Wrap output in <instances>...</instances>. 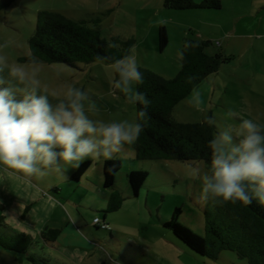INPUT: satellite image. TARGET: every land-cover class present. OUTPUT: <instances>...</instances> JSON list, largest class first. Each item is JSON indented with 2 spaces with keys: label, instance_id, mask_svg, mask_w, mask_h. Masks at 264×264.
Masks as SVG:
<instances>
[{
  "label": "rangeland",
  "instance_id": "obj_1",
  "mask_svg": "<svg viewBox=\"0 0 264 264\" xmlns=\"http://www.w3.org/2000/svg\"><path fill=\"white\" fill-rule=\"evenodd\" d=\"M220 1L222 10L214 14L166 9L164 0H0V45H4L9 64L27 63L22 59L31 55L28 42L37 14L56 12L98 29L103 39L131 40L129 53L140 68L171 79L180 69L185 38L214 40L206 52L214 55L221 51L232 56V61L193 88L201 94L199 107L192 102V89L173 108V119L197 123L210 115L216 121L215 135L219 128L236 126L241 119H254L264 126V0ZM250 8L254 9L252 14ZM233 16L241 17L235 31ZM160 26L168 39L163 51L158 48ZM215 40L222 46L214 45ZM41 64L40 88L53 103L63 99L64 85L71 83L87 93L85 104L93 119L136 120L135 104L114 89L115 74L108 63ZM132 155L133 147L126 157L118 159L121 168L111 188L103 187V164L91 160L85 161L90 166L80 181L71 178L76 170L72 168H66L64 176L52 173L35 181V187L55 196L56 203L48 205L47 212L41 209L40 197L33 202L37 205L24 203L23 209L29 208L24 219H9V224L18 231L23 227L36 230L40 225L61 229L57 243L45 250L60 264H246L231 251H222L216 259L200 256L163 226L180 207L177 222L206 236L202 182L192 174L194 167L207 170L203 161H137ZM139 170L146 172L147 178L134 196L127 174ZM14 181L7 179L11 186H16ZM6 185L0 177V203L9 204L7 198L17 192ZM115 193L120 203L117 209L107 211L117 202L112 198ZM25 194L22 189L16 203H21ZM33 207L38 212L30 215ZM8 209L6 215L16 218L11 211L17 209L15 205ZM94 218L104 221L109 230L99 229L101 224H94ZM0 264L17 263L14 255L0 249Z\"/></svg>",
  "mask_w": 264,
  "mask_h": 264
},
{
  "label": "trees",
  "instance_id": "obj_2",
  "mask_svg": "<svg viewBox=\"0 0 264 264\" xmlns=\"http://www.w3.org/2000/svg\"><path fill=\"white\" fill-rule=\"evenodd\" d=\"M163 4L166 9L178 11L215 12L221 8L220 0H203L200 3L193 0H164ZM158 31V48L163 51L168 44L166 30L160 26ZM28 43L31 55L22 61L28 63L32 57H36L39 62L68 66H74L77 62L108 63L107 60H99L97 57L118 58L129 54L132 48L131 40H121L118 37L103 39L98 29L86 27L81 22L67 19L56 12L37 14L36 28ZM113 44L115 47L111 46ZM211 45V41L189 36L185 38L181 49L180 69L171 79L141 68L145 74L142 90L147 91L152 104L149 109L150 119L144 132L132 146V160L203 161L208 169L211 161L208 142L215 136V127L206 123L211 116L208 115L197 123H179L173 119L172 111L197 84L217 72L222 64L232 61V56H226L221 51L209 55L206 50ZM135 111L137 120L136 104ZM89 166V162L82 163L71 174V178L80 181ZM120 168L121 161L118 159L103 163L104 188L113 186ZM146 178L147 173L140 170L127 174L134 196L139 194ZM118 197L116 193L112 195L117 202L112 203L107 211L117 209L120 203ZM206 205L205 237L177 222L180 207L174 209L171 219L164 222L163 226L200 256L216 259L222 251H231L237 259L246 261V264H264V206L257 203L251 206L240 203L218 205L212 201H208ZM4 209V205L0 203V249L14 255L17 264H60L59 260L45 250L46 246L51 248L57 243L61 229L43 226L39 231H18L8 223ZM28 211V207L23 209L21 220ZM98 221L101 224L99 229L109 230L104 221Z\"/></svg>",
  "mask_w": 264,
  "mask_h": 264
},
{
  "label": "clouds",
  "instance_id": "obj_3",
  "mask_svg": "<svg viewBox=\"0 0 264 264\" xmlns=\"http://www.w3.org/2000/svg\"><path fill=\"white\" fill-rule=\"evenodd\" d=\"M3 48L0 45V177L35 186V181L52 173L64 176L66 168L78 169L86 160L103 164L129 154L150 119L152 104L142 90L145 74L134 55L97 57L107 60L115 74L114 89L138 105L135 121H104L89 115L87 93L71 83L64 85L63 99L53 103L40 88L41 62L32 57L28 63L9 64ZM192 102L196 107L202 103L197 89ZM206 123L216 125L213 117ZM208 144V169L192 168L202 182L201 200L264 206V126L241 119L236 126L219 128Z\"/></svg>",
  "mask_w": 264,
  "mask_h": 264
},
{
  "label": "crops",
  "instance_id": "obj_4",
  "mask_svg": "<svg viewBox=\"0 0 264 264\" xmlns=\"http://www.w3.org/2000/svg\"><path fill=\"white\" fill-rule=\"evenodd\" d=\"M195 3H200L201 1H203V0H193ZM253 1V0H252ZM264 7V6H263ZM251 9V11H249L250 12V14H252V11L254 10V9H252V8H250ZM222 10V5H221V8L219 9V10H217V11H215V12H213L214 14H216L217 12H219V11H221ZM231 11L233 12V14L234 15H237V12H235L233 9H231ZM206 12H211V11H206ZM211 12V13H212ZM203 18H208V17H204V16H202ZM210 17V16H209ZM234 17V21H233V30L235 31L236 30V27L237 26H239L240 25V20H241V17H238V16H233ZM246 37H250L249 35H247ZM201 40H204V41H206L204 38H202ZM209 41H211L212 42V44L214 43V40H209ZM215 44L214 45H217V46H222L220 43H218L216 40H215ZM133 156V155H132ZM5 179V181H6V183H7V185H6V188H8V189H11L12 191L13 190H15L16 192H17V194H15V196H11V197H8L7 199V201H8V203L9 204H7V202H3V203H1V204H3L4 205V207H5V209H4V214L6 215L10 210L8 209V208H11V206H13V205H15V207L17 208L16 210H12L11 209V211H13V213L15 214V216H16V218H13V217H11V218H9L7 215H6V218H7V221L9 220V219H14V220H16V219H19L20 217H21V213L23 212V205H24V203L26 204V205H30V204H32L34 201H36L37 202V198L38 197H40V198H42L43 199V203L40 205L41 206V209L44 211V212H47L48 211V205H52V204H54V203H56V197H54L53 195H51L49 192H45V191H40L39 189H37L35 186H32V185H28V184H23V183H19V182H16V181H14L15 183H16V186H11V184H9L8 182H7V179L8 178H4ZM13 187H16L15 189H13ZM22 189H25V191H26V194H25V197L24 198H22L21 200H20V202L22 203H19L18 204V202L16 203V197L18 196V194L21 192V190ZM1 198H2V196H1ZM1 198H0V200H1ZM49 198H52V199H49ZM47 202V203H46ZM34 204V203H33ZM38 204V203H37ZM37 204H34V205H37ZM9 206V207H8ZM38 211L37 210H35V208L33 207V209L31 210V212H30V215H31V213H33L34 215L37 213ZM30 215H28V217H30ZM9 223V222H8ZM19 226H21V225H19ZM23 227V226H22ZM42 228V226L40 225V226H38V228L36 229V230H31V229H29V228H26V230L24 229V227H23V232H32V231H39L40 229Z\"/></svg>",
  "mask_w": 264,
  "mask_h": 264
},
{
  "label": "built area",
  "instance_id": "obj_5",
  "mask_svg": "<svg viewBox=\"0 0 264 264\" xmlns=\"http://www.w3.org/2000/svg\"><path fill=\"white\" fill-rule=\"evenodd\" d=\"M94 222H95V223H97V222L99 223L98 219H95V221H94Z\"/></svg>",
  "mask_w": 264,
  "mask_h": 264
}]
</instances>
